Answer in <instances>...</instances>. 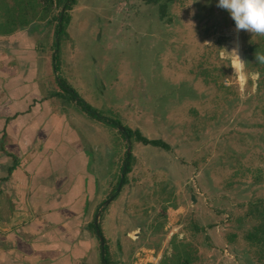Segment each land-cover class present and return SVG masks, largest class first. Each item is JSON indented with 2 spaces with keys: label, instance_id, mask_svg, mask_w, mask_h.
Here are the masks:
<instances>
[{
  "label": "rangeland",
  "instance_id": "obj_1",
  "mask_svg": "<svg viewBox=\"0 0 264 264\" xmlns=\"http://www.w3.org/2000/svg\"><path fill=\"white\" fill-rule=\"evenodd\" d=\"M160 2L164 16L147 0H76L57 48L46 22L62 8L24 3L38 11L25 24L45 27L40 73L55 64L92 112L51 77L100 189L83 264H264V36L236 32L218 0Z\"/></svg>",
  "mask_w": 264,
  "mask_h": 264
},
{
  "label": "crops",
  "instance_id": "obj_2",
  "mask_svg": "<svg viewBox=\"0 0 264 264\" xmlns=\"http://www.w3.org/2000/svg\"><path fill=\"white\" fill-rule=\"evenodd\" d=\"M15 29L0 34V264H83L100 195L89 147L57 72L40 73L33 25Z\"/></svg>",
  "mask_w": 264,
  "mask_h": 264
},
{
  "label": "trees",
  "instance_id": "obj_3",
  "mask_svg": "<svg viewBox=\"0 0 264 264\" xmlns=\"http://www.w3.org/2000/svg\"><path fill=\"white\" fill-rule=\"evenodd\" d=\"M15 1V5L16 7H18V11H20V13H15L16 7L15 6H6L4 9L6 11V15L4 16V25L2 24L0 26V34L6 35V34H10L12 32H14L16 29L15 27L20 26V25H26L25 23L30 24V20L34 18V16L37 14L38 11H33V9L31 11L33 12H29V9L27 7L24 6V3L28 2V0H14ZM45 1L46 5L50 6L52 5L54 2L57 6H60L62 9L58 10V12L56 13V15H53L52 18L50 19V21H47V24H50L51 22H56L54 25V41L52 43V47L53 48H57L58 44H59V38L64 30V22L68 21L69 19V14L67 13L72 5L76 2V0H43V2ZM148 2H153V3H158L159 6V11H160V15L164 16L165 15V9H166V2L163 3H159V0H147ZM31 2V0H29V3ZM29 5V4H28ZM45 10H48V7L45 8ZM27 23V24H28ZM35 25V28H33L34 31H36V33H41L43 31V29L45 27L39 28L38 25ZM49 26V25H48ZM54 57H55V51L53 52ZM53 57V58H54ZM53 70L56 73L57 72V67L55 64H53ZM60 84L63 88H69L70 90V95L72 100H76L78 103H80V105L82 107H84L85 110H87L88 112H91L90 108L88 107L87 104H85L82 100L78 99L76 96V93L73 89H71L69 86H67L66 84H64V82L60 81ZM65 86V87H64ZM59 95V92H58ZM92 113V112H91ZM124 132L129 135L130 137L132 136V134L135 135V139L138 142H141L143 144H150L156 147H160L163 149H169V145L161 140V139H149L145 136H143L140 132L138 131H134L132 132L129 128H125L124 127ZM131 153H129L128 157H126V161L124 162V169H123V176H122V181L121 184H124L126 181V174L128 173L129 169H130V164H129V159L131 157ZM89 226L91 227V229L96 232L97 230H99V228L95 229V225L93 222H89ZM98 227V225H97ZM263 231H264V226L260 227ZM99 235H101V231L99 230ZM257 236L256 232H250L246 234V238L247 239H253ZM257 238V237H256ZM261 237H258V240ZM105 261V260H104Z\"/></svg>",
  "mask_w": 264,
  "mask_h": 264
},
{
  "label": "clouds",
  "instance_id": "obj_4",
  "mask_svg": "<svg viewBox=\"0 0 264 264\" xmlns=\"http://www.w3.org/2000/svg\"><path fill=\"white\" fill-rule=\"evenodd\" d=\"M217 7L226 10L235 23V31H245L252 35L264 36V0H218ZM241 67V61L233 49ZM255 61L264 64V54L255 53Z\"/></svg>",
  "mask_w": 264,
  "mask_h": 264
}]
</instances>
